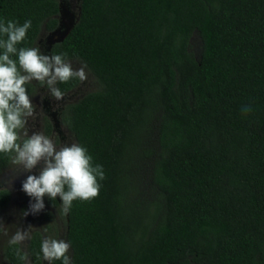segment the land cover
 Returning <instances> with one entry per match:
<instances>
[{
    "label": "trees",
    "instance_id": "1",
    "mask_svg": "<svg viewBox=\"0 0 264 264\" xmlns=\"http://www.w3.org/2000/svg\"><path fill=\"white\" fill-rule=\"evenodd\" d=\"M59 11V0H0V23L31 20L17 48H38ZM49 54L97 81L60 113L105 174L97 197L64 214L71 264H264V0H80ZM13 159L0 153V175ZM9 198L0 189V209ZM42 240L6 243L4 258L42 264Z\"/></svg>",
    "mask_w": 264,
    "mask_h": 264
},
{
    "label": "clouds",
    "instance_id": "2",
    "mask_svg": "<svg viewBox=\"0 0 264 264\" xmlns=\"http://www.w3.org/2000/svg\"><path fill=\"white\" fill-rule=\"evenodd\" d=\"M30 28L31 20L22 25L11 20L0 23V34L7 37L0 40L3 49L0 54V153H13V163L29 172L43 162L39 175H28L22 183V190L33 201L24 216L29 212L33 215L41 212L45 208V196L52 201L59 196L61 212L67 214L73 201L91 200L99 195V181L105 178V174L101 165L93 164L86 148L75 143L58 148L52 139L40 132L29 135L26 125L28 119L35 116V109L26 85L33 80L45 84L50 95L59 101L64 93L56 85L77 77L84 80L86 73L83 68L74 70L66 62V54L45 55L38 48H17L26 39ZM242 110L247 113L252 109L244 106ZM31 227L18 229L11 236L9 245H22L30 240ZM0 233L7 234L2 220ZM69 249L70 244L62 239L45 238L41 242V253L48 264L57 260L71 264Z\"/></svg>",
    "mask_w": 264,
    "mask_h": 264
},
{
    "label": "rangeland",
    "instance_id": "3",
    "mask_svg": "<svg viewBox=\"0 0 264 264\" xmlns=\"http://www.w3.org/2000/svg\"><path fill=\"white\" fill-rule=\"evenodd\" d=\"M59 24L52 31H43L38 39V49L42 54L50 55L49 49L54 42L62 40L71 27L78 19L80 12V0H59ZM192 49L196 54L199 53L200 39L197 34L193 35L191 40ZM72 68H83L86 73V79L80 80V84L70 92L64 94L62 100H56L50 95L45 84L33 80L31 83L35 85L34 93L30 96L35 109V116L28 119L26 128L31 135L33 132H40L52 139L57 147L65 145L70 146L76 144V139L60 122V113L63 106L71 101H75L85 93L93 91L97 88L95 77L87 70V68L79 61H68ZM51 123V131L49 134L45 130V119ZM43 162L38 164L31 172L24 170L22 167L12 163L0 175V189L5 188L10 192V198L5 207L0 209V220L3 221L7 234L0 233V264H9L3 255V247L9 242L11 236L18 229H28L31 225V234L38 230L42 233L43 239L55 238L58 240H66V217L61 212V207L51 205L47 197H44L45 208L38 214H29L24 216L23 213L29 210L30 203L33 202L22 190V183L28 175H39ZM60 201V197L57 196ZM29 240H26L20 247L26 250ZM70 253V249L69 252ZM26 264H31L27 259ZM42 264H48L43 259Z\"/></svg>",
    "mask_w": 264,
    "mask_h": 264
},
{
    "label": "flooded vegetation",
    "instance_id": "4",
    "mask_svg": "<svg viewBox=\"0 0 264 264\" xmlns=\"http://www.w3.org/2000/svg\"><path fill=\"white\" fill-rule=\"evenodd\" d=\"M10 264V263H9Z\"/></svg>",
    "mask_w": 264,
    "mask_h": 264
}]
</instances>
